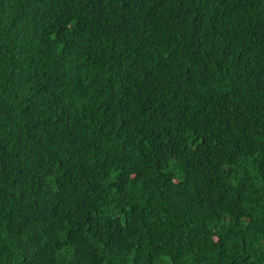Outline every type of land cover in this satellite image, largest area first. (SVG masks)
Wrapping results in <instances>:
<instances>
[{"label": "trees", "instance_id": "1", "mask_svg": "<svg viewBox=\"0 0 264 264\" xmlns=\"http://www.w3.org/2000/svg\"><path fill=\"white\" fill-rule=\"evenodd\" d=\"M0 264H264V0H0Z\"/></svg>", "mask_w": 264, "mask_h": 264}, {"label": "bare ground", "instance_id": "2", "mask_svg": "<svg viewBox=\"0 0 264 264\" xmlns=\"http://www.w3.org/2000/svg\"><path fill=\"white\" fill-rule=\"evenodd\" d=\"M61 189V188H60ZM64 203V202H63ZM91 212V211H90ZM86 227V226H85ZM62 252V251H61Z\"/></svg>", "mask_w": 264, "mask_h": 264}]
</instances>
